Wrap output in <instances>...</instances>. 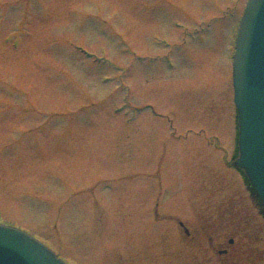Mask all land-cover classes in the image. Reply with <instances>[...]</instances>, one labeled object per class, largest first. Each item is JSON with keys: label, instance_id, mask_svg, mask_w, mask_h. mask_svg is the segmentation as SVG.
I'll use <instances>...</instances> for the list:
<instances>
[{"label": "rangeland", "instance_id": "rangeland-1", "mask_svg": "<svg viewBox=\"0 0 264 264\" xmlns=\"http://www.w3.org/2000/svg\"><path fill=\"white\" fill-rule=\"evenodd\" d=\"M246 1L0 0V217L69 264H264L226 165Z\"/></svg>", "mask_w": 264, "mask_h": 264}, {"label": "water", "instance_id": "water-1", "mask_svg": "<svg viewBox=\"0 0 264 264\" xmlns=\"http://www.w3.org/2000/svg\"><path fill=\"white\" fill-rule=\"evenodd\" d=\"M234 79L240 119V158L236 166L247 172L264 199V0H250L246 8ZM0 264H62L43 245L24 232L0 226Z\"/></svg>", "mask_w": 264, "mask_h": 264}, {"label": "flooded vegetation", "instance_id": "flooded-vegetation-1", "mask_svg": "<svg viewBox=\"0 0 264 264\" xmlns=\"http://www.w3.org/2000/svg\"><path fill=\"white\" fill-rule=\"evenodd\" d=\"M200 229H204V230H205L204 227H201ZM238 231H239V232L242 231L241 227H240V229H239ZM233 243H234L233 240H230V241H229V244H230V245H232ZM221 252H222V253H227V252H228V249H223V250L220 251V253H221Z\"/></svg>", "mask_w": 264, "mask_h": 264}]
</instances>
